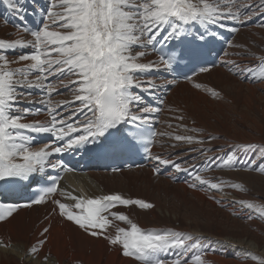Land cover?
Wrapping results in <instances>:
<instances>
[{"label": "snow or ice", "instance_id": "6c2138e0", "mask_svg": "<svg viewBox=\"0 0 264 264\" xmlns=\"http://www.w3.org/2000/svg\"><path fill=\"white\" fill-rule=\"evenodd\" d=\"M5 2L16 13L20 25L17 38H0V186L36 184L37 187L34 198L23 205L0 203V221L11 217L18 208L44 204L57 194L58 177H51L50 184L37 179L49 169L67 170L64 161L53 160L54 156L82 149L117 154L153 143L148 136L154 138L157 134H146L143 126L151 123L148 118L151 113H159L161 109L146 106L141 93L154 95L158 87L177 81L165 80L158 85L146 77L161 70L171 74L182 65L204 63L202 57L207 45L222 38L219 29L237 33L255 18L264 17V0H48V7L40 13L41 21L32 28L24 23L26 9L19 0ZM28 35L30 39L25 38ZM230 46L241 49L233 55H248L244 46ZM149 53H154L156 59L146 61ZM223 63L231 65L230 72L235 69L253 79H264V56L258 59V71L254 67L242 68L235 60ZM199 71L206 73L210 68L203 66ZM33 89L43 93L39 100L30 98ZM61 89L69 90L73 98L53 100V94L58 95ZM212 94L220 95L215 91ZM25 102L45 106L48 119L28 122L26 117L40 114L41 109L21 108ZM58 109H71V114L62 116ZM177 119L182 121L184 117ZM42 134H50L52 142L34 149L36 136ZM174 140L200 145L202 155L211 151L202 147L203 137L175 135ZM230 147L231 151L223 156H205V160L233 168L253 151L264 159V149L258 145ZM154 158L159 164L189 171L179 162L162 159L160 155ZM192 168L196 174L189 187L196 188L199 182V186L210 190L227 186L246 191L242 183L210 182L202 178L194 165ZM254 170L264 172V166ZM159 171L157 168V174ZM42 183L45 186H40ZM60 195L70 197L75 203L52 200L56 206L53 212L58 209L57 214L74 222L88 235L102 237L110 245L120 247L125 257L140 264H166L162 254H173L171 264H205L202 257L212 243L209 238L173 229H143L125 213L110 211L118 205L149 209L154 207L150 202L125 198L119 193L85 199L61 190ZM235 203L249 210L248 219H253V212L264 219V203L245 200ZM104 213L127 222L128 227L117 226L114 235H105L113 220ZM50 228L51 224L42 229L40 236L44 238L30 246L29 254L40 251Z\"/></svg>", "mask_w": 264, "mask_h": 264}, {"label": "bare ground", "instance_id": "6f19581e", "mask_svg": "<svg viewBox=\"0 0 264 264\" xmlns=\"http://www.w3.org/2000/svg\"><path fill=\"white\" fill-rule=\"evenodd\" d=\"M19 3L26 9L24 23L35 28L41 21V11L48 7V0H19ZM262 23L264 17H257L237 33L219 29L222 38L209 43L219 55L218 67L191 80L158 87L154 95L141 93L146 106L161 109L159 113L153 112L148 117L158 132L154 157L160 155L162 159L179 162L182 167L189 168L188 172L159 164L154 158L144 168L120 173H107L93 168L83 174H73L61 183L59 191L50 200L41 205L22 208L0 223V264H140L134 258L121 255V249L110 245L104 238L92 237L74 222L61 217L57 214L58 209L53 212L56 206L52 200L60 199L70 205L75 203L70 197L60 195L61 190L85 199L119 193L125 198L139 196L137 199L143 200L148 195L150 200L145 201L153 204L152 208L141 210L138 206L118 205L110 211L125 213L143 229H173L209 238L212 243L207 250L211 251L202 257L205 264H257L264 254V219L258 218L255 212L252 213L253 219H248L249 210L235 201L264 203V172L254 170L264 166V159H260L257 152L253 151L244 155L235 167L228 168L206 161L205 156H223L231 151L230 146L234 144H253L264 149V79H253L235 69L230 72L231 65L223 63L225 60H235L242 68L254 67L258 71V59L264 56ZM19 25L16 13L7 6L5 0H0V38H17ZM25 38L31 37L28 35ZM230 45L244 46L248 55H233L241 49ZM155 59L154 53H149L145 58L146 61ZM146 78L154 79L158 85L174 79L163 70L150 73ZM196 84L201 87L197 88ZM214 91L220 97L214 99ZM42 95L39 90L33 89L30 98L39 100ZM72 98V93L64 89L52 96L55 101ZM149 100L159 104L163 100L164 103L159 107L152 105ZM20 107L41 109L40 114L26 117L28 122L48 119L45 106L40 103L25 102ZM58 111L62 116L71 114V109ZM181 115L184 117L182 121L177 119ZM181 124L186 127H180ZM193 128L202 131H190ZM160 133L169 135L161 136ZM175 135L203 137L205 143L202 147L211 151L202 155L200 145L179 143L174 140ZM42 136L43 139L36 136L32 145L34 149L53 140L50 134ZM209 136L215 139L209 140ZM52 159L56 160V156ZM193 165L200 170L202 178L210 182L223 180L242 183L246 191L227 186L222 190H210L199 186V182L196 188L189 187L196 174ZM157 168L160 169L158 174ZM195 217H202V223H192ZM109 219L113 220V224L105 235H114L117 226L128 227L127 222L115 220L111 215ZM49 224L51 228L46 234V242L38 253L29 254L30 246L44 238L40 232ZM161 258L166 264H171L173 254H162Z\"/></svg>", "mask_w": 264, "mask_h": 264}, {"label": "rangeland", "instance_id": "374dc122", "mask_svg": "<svg viewBox=\"0 0 264 264\" xmlns=\"http://www.w3.org/2000/svg\"><path fill=\"white\" fill-rule=\"evenodd\" d=\"M246 80H247V79H246ZM26 95H27V94H26ZM213 97H214V99H215L216 96H213ZM219 97H220V95H219ZM217 98H218V97H217ZM143 175L145 176L144 173H143ZM140 176H141V175H140ZM173 182H174V181H173ZM114 193H115V191H114ZM125 193L128 194L129 192H125ZM138 197H139V196H136V197H132V196H131V198H133V199H137ZM146 199L150 200L148 195L146 196ZM146 199H143V200H146ZM140 209H141V208H140ZM141 210H143V209H141ZM201 218H202V217H195L194 220H193V219L191 220V222H192V223H202V222L200 221ZM221 219H222V218H221ZM263 224H264V220H263ZM263 236H264V227H263ZM116 247L119 248V250H120V247H118V246H116ZM210 251H211L210 249H209V250H206V251L204 252V254L207 253V252H210ZM120 253H121V250H120ZM121 255H122V253H121ZM172 259H173V258H172ZM259 260H260V261H259ZM259 260H258L257 264H261V260H264V254H263V256H261V257L259 258Z\"/></svg>", "mask_w": 264, "mask_h": 264}]
</instances>
